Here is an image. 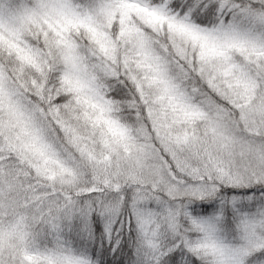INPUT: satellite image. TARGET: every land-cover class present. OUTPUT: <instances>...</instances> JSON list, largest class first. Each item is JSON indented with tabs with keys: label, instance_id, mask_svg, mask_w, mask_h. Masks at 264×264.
Segmentation results:
<instances>
[{
	"label": "snow or ice",
	"instance_id": "obj_1",
	"mask_svg": "<svg viewBox=\"0 0 264 264\" xmlns=\"http://www.w3.org/2000/svg\"><path fill=\"white\" fill-rule=\"evenodd\" d=\"M0 264H264V0H0Z\"/></svg>",
	"mask_w": 264,
	"mask_h": 264
}]
</instances>
